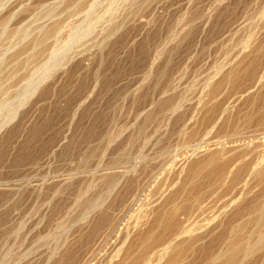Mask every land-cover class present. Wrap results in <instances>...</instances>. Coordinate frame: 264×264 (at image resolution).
Returning <instances> with one entry per match:
<instances>
[{
	"label": "rangeland",
	"instance_id": "rangeland-1",
	"mask_svg": "<svg viewBox=\"0 0 264 264\" xmlns=\"http://www.w3.org/2000/svg\"><path fill=\"white\" fill-rule=\"evenodd\" d=\"M0 72V264H264V0H0Z\"/></svg>",
	"mask_w": 264,
	"mask_h": 264
},
{
	"label": "bare ground",
	"instance_id": "bare-ground-1",
	"mask_svg": "<svg viewBox=\"0 0 264 264\" xmlns=\"http://www.w3.org/2000/svg\"><path fill=\"white\" fill-rule=\"evenodd\" d=\"M1 2H2V0H1ZM182 24V23H181ZM183 26V25H182ZM179 32V31H178ZM177 32V33H178ZM250 37V36H249ZM247 44V43H246ZM217 72V71H216ZM222 72V70L220 69L218 72H217V74L218 73H221ZM1 73V72H0ZM2 74V73H1ZM225 75V74H224ZM223 76V75H222ZM223 78V77H222ZM214 79H215V77H211L210 78V80L208 81V83L206 84V87H210V85L213 83V81H214ZM262 81H264V73H263V75H262V77L260 78V80L258 81V83L257 84H262L261 82ZM215 82V81H214ZM221 83V82H220ZM256 84V85H257ZM37 85L38 84H36V85H34V88H36L37 87ZM218 85H221V84H218ZM212 86V85H211ZM258 86V85H257ZM255 87V86H254ZM213 88V87H212ZM218 88V87H217ZM216 88V89H217ZM256 88V87H255ZM254 88V89H255ZM207 89V88H206ZM211 90V89H210ZM215 90V89H214ZM219 90V89H218ZM250 90V89H249ZM32 93H34V92H32ZM244 94V93H243ZM242 96V95H241ZM241 96H238V97H241ZM244 96V95H243ZM242 96V97H243ZM20 103V102H19ZM228 105V104H227ZM230 105V104H229ZM228 105V106H229ZM229 107H226L224 110H223V112H222V114L221 115H219V117H218V119H214L215 120V122L212 124L213 126L212 127H217L218 125V123H219V121L222 119V117L224 116V114L229 110L228 109ZM231 109V108H230ZM18 110H19V108H17L15 111H14V113H13V115L11 116V118H10V120L11 119H13V118H15L16 117V115L18 114ZM7 118V117H6ZM222 122V121H221ZM2 126V125H1ZM1 126H0V128H1ZM4 126V125H3ZM225 148H222L221 150H219L218 151V154H220V155H225L226 153H225ZM197 152H198V149L197 150H195V152H194V154H192V156L193 155H196L197 154ZM217 153V152H216ZM217 155V154H216ZM228 155V154H227ZM191 155H190V158L192 157ZM226 156V155H225ZM217 157V156H216ZM221 157H223L224 158V156H221ZM220 157V158H221ZM194 158V157H193ZM227 158V157H226ZM222 159V158H221ZM229 164V163H228ZM235 165V164H234ZM227 166V165H226ZM234 169H235V166L233 167V166H231L230 167V173H232L233 171H234ZM251 171L248 173V175H247V177H246V179H245V184L247 183L246 181H249V179H251V178H260V177H263L264 176V155L261 157V158H259V160H258V162L256 163V165L252 168V169H250ZM244 182V181H243ZM249 183H250V181H249ZM244 184V183H243ZM247 186V185H246ZM164 190V189H163ZM243 191H244V189H243ZM161 193V192H160ZM243 195H244V193L242 192L240 195H239V197H237L235 200H233L230 204H229V208L231 209L232 207H234V206H236V204L237 203H239V201H241L242 200V198H243ZM93 206V205H92ZM228 208V209H229ZM260 211L263 213V216H264V200H263V203H262V206L260 207ZM262 216V219H264V217ZM192 231H193V229L192 228H190V229H188V230H178L176 233H174V235H173V237H172V239H170L169 240V242L168 243H166L161 249H159L155 254L157 255V264H159L160 262H163V261H165V264H182L183 263V259L185 258V256L183 255L184 254V252H183V250L184 249H182V247L184 246L183 244L184 243H180L179 242V240L183 237V236H185V235H187V234H190V233H192ZM170 233V232H169ZM165 237H164V235H161L160 237H159V240H162V239H164ZM237 249H238V247H237ZM221 250H222V248H221ZM247 250V249H246ZM237 251V250H236ZM250 251V250H249ZM183 252V253H182ZM245 252V251H244ZM243 252V253H244ZM248 252V251H247ZM251 253V252H250ZM248 253H246L245 255H247ZM216 257V256H215ZM213 258V259H217V258ZM243 258H245V257H243ZM215 260H213V262L215 261ZM224 262V261H223ZM228 263V262H227ZM242 263V262H241ZM161 264V263H160Z\"/></svg>",
	"mask_w": 264,
	"mask_h": 264
}]
</instances>
